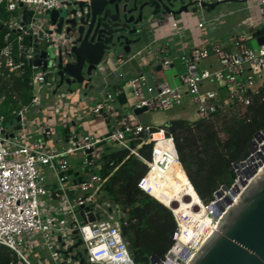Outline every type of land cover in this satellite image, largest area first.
Wrapping results in <instances>:
<instances>
[{
	"label": "built area",
	"instance_id": "obj_1",
	"mask_svg": "<svg viewBox=\"0 0 264 264\" xmlns=\"http://www.w3.org/2000/svg\"><path fill=\"white\" fill-rule=\"evenodd\" d=\"M63 1L0 0V7L18 13V18L4 24L6 44L0 49V76L6 79L29 77L33 95L38 83H48L55 78L50 68L34 64L38 54L29 40L34 22L28 24L23 20L22 5L44 12L60 7ZM227 1L247 2L249 7L264 6V0H194L197 7ZM197 13L189 9L176 16L154 19L150 45H144L127 58L131 60L149 46L159 45L161 69L167 70L175 63L184 65L182 84L172 86L146 70L113 87L114 92L109 87L103 89L90 109L91 117L101 121L98 129L85 131L77 119L71 121L69 115H60L58 109L56 125L34 124L28 113L31 105L40 102L37 95L31 104L13 111L10 120L0 114V246L12 249L28 264H33L29 255L36 238L42 240L55 264H79L80 258H74L79 251L83 253L85 264H139L123 234V206L106 193L113 174L134 156L147 166L137 183L138 188L167 206L176 221L173 244L158 262L153 263L151 258L148 264L191 263L210 238L214 226H219L240 195L233 196L231 192L240 180L237 164L246 162L247 168V160L256 153L262 156L254 162L263 164L264 156L262 129L252 140L254 151L247 159L233 163L234 182L230 186L221 185L209 201L199 194L196 200L187 189H178L172 181L174 174L184 173L192 184L173 135L167 134L162 126L155 130L154 125L138 118V108L170 110L183 106L187 98L195 103L199 119L205 118L227 112L238 103L248 104L264 87V45L256 48L249 45L251 39L264 35V20L254 25L250 33L237 35L227 43L207 44L205 22ZM168 39L179 40L180 48L175 56L168 54ZM212 56L217 57L219 68L211 64L200 70V65ZM208 79L217 82V89H203ZM121 96L123 102L119 99ZM124 108L131 112H124ZM19 116L21 120L17 121ZM58 127L62 128L63 137H59ZM53 140L54 146L51 145ZM142 149L149 152L150 157L145 156ZM124 150L128 154L117 162L119 153ZM241 172L246 179L247 173L244 169ZM159 184L172 189L169 204L162 199ZM218 192L222 193L219 197ZM228 197L232 202L225 205ZM218 203L224 206V211L215 216L214 206ZM81 210L87 218L91 213L99 214L100 218L85 221ZM206 218L211 219V224L201 225ZM70 239L72 245L65 248ZM79 240L84 250L75 248L66 256L63 251H68ZM60 255L64 258L58 260Z\"/></svg>",
	"mask_w": 264,
	"mask_h": 264
},
{
	"label": "water",
	"instance_id": "obj_2",
	"mask_svg": "<svg viewBox=\"0 0 264 264\" xmlns=\"http://www.w3.org/2000/svg\"><path fill=\"white\" fill-rule=\"evenodd\" d=\"M219 4L203 3L202 7L211 10ZM189 9L197 11L194 0H64L60 7L44 11L41 16V12L22 5L23 20L28 24L34 22L29 37L38 54L34 64L50 68L59 85L69 87L74 84L89 87L115 59L126 60L143 46V38L154 19L176 16ZM256 39L259 45H264V35ZM145 111L147 108L136 109L137 114ZM20 120L19 116L17 121ZM254 149L255 143L251 141L250 150ZM255 159L252 155L247 165ZM237 166L240 180L231 192L233 196L242 193V197L225 214L220 229L206 241L190 264H264V175L249 187L247 181L252 172L247 171L246 162ZM241 168L247 173L246 179ZM221 194L218 192L217 196ZM230 202L232 198L228 197L225 205ZM214 207L215 216L223 213L224 206L220 203ZM81 215L85 221L100 218L99 214L92 213L87 218L84 210ZM81 244L79 240L68 251H63L64 254L70 256ZM74 258H80L79 264H85L81 251ZM158 261L159 257H152L153 263Z\"/></svg>",
	"mask_w": 264,
	"mask_h": 264
},
{
	"label": "trees",
	"instance_id": "obj_3",
	"mask_svg": "<svg viewBox=\"0 0 264 264\" xmlns=\"http://www.w3.org/2000/svg\"><path fill=\"white\" fill-rule=\"evenodd\" d=\"M6 13L5 8L0 7V49L6 44ZM33 98L29 77L6 79L0 76V114L7 119L13 117V111L31 104ZM119 99L124 101L122 96ZM228 111L194 121L174 119L162 126L167 134L173 135L186 173L196 192L205 201L211 200L214 191L221 185L230 186L234 182L236 172L233 163L248 158L254 135L264 129V87L259 94L251 97L248 104L238 103ZM154 129L159 127L155 126ZM142 153L150 157L145 149H142ZM127 154V150L121 151L117 162ZM146 170L147 166L142 161L131 156L106 185L107 195L123 206L126 215L123 234L139 264H148L153 256L164 257L173 244L172 235L176 228L172 211L138 188L137 183ZM160 193L169 204L164 193ZM0 264L25 262L12 249L2 245Z\"/></svg>",
	"mask_w": 264,
	"mask_h": 264
},
{
	"label": "rangeland",
	"instance_id": "obj_4",
	"mask_svg": "<svg viewBox=\"0 0 264 264\" xmlns=\"http://www.w3.org/2000/svg\"><path fill=\"white\" fill-rule=\"evenodd\" d=\"M249 5L250 4L247 2L227 1L220 3L211 10L207 7L198 6L197 15L205 22L203 30L204 38L207 44L227 43L237 35L250 33L251 30L248 29L245 21L253 14L254 9L249 7ZM6 14H8V21H13L15 18H18L17 12H7ZM43 14V12L40 13L41 16H43ZM178 43L179 40L177 41V44ZM249 45L256 48L259 44L257 39L253 38L249 41ZM202 69L203 67L200 65V70ZM184 71V65L182 67L181 64H179L172 70L169 69L163 71L160 77L163 80L168 81L172 86H175V83H178L179 79L174 81L173 75L176 73L182 75ZM96 83H98V81ZM256 86H259V82ZM70 89L75 92L72 93ZM89 89L90 88L80 84H74L71 87L67 85L61 86L56 79L50 80L48 83H38L35 87L34 95L42 97V103L38 105H31L28 116L36 125H56L58 117L56 109H58L60 115H69L71 121L75 119L80 121L87 119L89 116H92L90 111L91 104H89L87 100L83 99V91ZM112 91L114 92V88H112ZM123 111L126 113L131 112L128 108H124ZM225 113H229V111ZM58 133L59 137H63L61 127H58ZM51 145H55L54 140L51 142ZM125 216L126 215L123 217ZM210 224L211 223H209V225ZM35 241L36 245L29 255L31 262L33 264H55L49 251L46 247H44L42 240L36 238ZM72 243V239L68 240L65 248H68L72 245ZM77 250H84V246H80ZM62 258H64V255H60L58 260Z\"/></svg>",
	"mask_w": 264,
	"mask_h": 264
},
{
	"label": "crops",
	"instance_id": "obj_5",
	"mask_svg": "<svg viewBox=\"0 0 264 264\" xmlns=\"http://www.w3.org/2000/svg\"><path fill=\"white\" fill-rule=\"evenodd\" d=\"M193 8V7H191ZM254 9L253 14L250 15L245 23H247L248 29L251 31L253 30L254 25L260 23L264 20V6H255L252 7ZM152 41V29L149 28V32L144 36L142 45H150ZM189 42V38L187 39ZM168 48H169V55L175 56L177 51H179V46L177 44V39H168L167 40ZM143 46H140L138 50H141ZM159 45L149 46L148 49L141 52V54H136L133 59L131 60H121L117 61L116 59L110 64V66L106 67V70L103 74L99 75L94 82H92L88 88L89 90H84L83 99L87 100L89 104H92L96 98L99 96V93L105 88H113L125 82L126 79L138 74L141 71L150 70L154 72L155 76L158 79H162L160 77L164 69H161L158 59H159ZM138 50H134L133 53L137 52ZM214 65V68H219V61L217 57H210L205 60L201 66L205 69L208 65ZM178 63L172 65L169 69H174ZM183 67V65H181ZM116 68H119V71H115ZM200 68V67H199ZM167 69V70H169ZM202 69V70H203ZM120 73L123 76H120ZM182 75L174 74L173 79L178 83H175V86H180L182 84L181 80ZM163 80V79H162ZM98 81V83H96ZM218 84L214 79H208L204 82L203 89H217ZM40 100L39 103L41 104L42 97L37 96ZM138 118L143 123H150L154 126H163L170 120L174 119H187V120H198L199 116L196 111L195 103L190 100L189 98L186 99L185 104L181 107H176L170 110H148L142 114L138 115ZM58 120V117H57ZM80 122L81 127L85 131H93L98 129L101 126V121L97 119H93L89 116V118L84 120H78Z\"/></svg>",
	"mask_w": 264,
	"mask_h": 264
},
{
	"label": "bare ground",
	"instance_id": "obj_6",
	"mask_svg": "<svg viewBox=\"0 0 264 264\" xmlns=\"http://www.w3.org/2000/svg\"><path fill=\"white\" fill-rule=\"evenodd\" d=\"M264 150V149H263ZM262 156V154L256 153L255 157L256 160H259V158ZM242 170V169H241ZM252 172V177L250 179H248V183H249V187L253 186L254 184H256V182L264 175V162L263 164H259L258 162H250L247 165V171ZM160 181V180H159ZM172 181L175 183L174 185L179 189H187L189 193H191L194 198L196 200L199 199V195L196 192V190L194 189L193 185L189 183L188 178L186 177V175H184V173H176L174 174ZM162 186V185H161ZM161 191L164 193L168 203H169V198L170 195L172 193V189H169V187L167 186H162L161 187ZM242 197V193L238 196V198L235 200V202L233 203V206L239 202V200ZM233 206L231 207V209L229 211H231L233 209ZM229 213V212H228ZM224 220H221L219 226L213 228L212 232H211V236L212 237L221 227V224ZM209 223H211V219L210 218H206L204 220L201 221V225L203 226H209Z\"/></svg>",
	"mask_w": 264,
	"mask_h": 264
}]
</instances>
